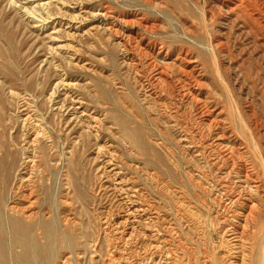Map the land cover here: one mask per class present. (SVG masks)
Returning a JSON list of instances; mask_svg holds the SVG:
<instances>
[{
    "label": "rangeland",
    "instance_id": "374dc122",
    "mask_svg": "<svg viewBox=\"0 0 264 264\" xmlns=\"http://www.w3.org/2000/svg\"><path fill=\"white\" fill-rule=\"evenodd\" d=\"M252 1L256 22L232 0H0V157L16 161L11 195L34 193L26 217L52 224L51 264H231L225 231L249 192L218 160V133L262 184L245 236L257 255L264 0ZM179 51L201 89L149 93V61Z\"/></svg>",
    "mask_w": 264,
    "mask_h": 264
},
{
    "label": "bare ground",
    "instance_id": "6f19581e",
    "mask_svg": "<svg viewBox=\"0 0 264 264\" xmlns=\"http://www.w3.org/2000/svg\"><path fill=\"white\" fill-rule=\"evenodd\" d=\"M252 2H253L252 0H232V3L230 4L231 6L229 8H231V10H232V6H233V12L238 11V14H237L238 17L243 16L245 19L251 18V20L253 22H256L259 20L255 19V17H253V13L251 11ZM258 2H259V0H258ZM261 2L263 3V1H261ZM259 5H260V3H259ZM260 6H262V5H260ZM257 16L264 23V15L258 14ZM251 28L253 29V28H255V26L254 27L251 26ZM193 29H194V27H193ZM259 30H262V32H263L264 27H262L260 25ZM261 38L264 39V37H261ZM177 53H178V51H177ZM179 53H180V51H179ZM181 55H182L181 53L179 55H176L177 61L175 60L176 61L175 63H173V64H167L166 63L167 65L165 64L166 66H163V67L159 66L154 61L153 62L149 61L150 63L148 62L149 63L148 65H152V67L150 66L151 70L149 69V72L152 71V78H151V81L148 80L149 82L147 83L148 85L146 86V89H148L149 93L150 92L151 93H158L159 96H160V94L165 95L166 92L168 94V93H170V91L174 90L176 86H178L179 92H181L183 95L184 94L185 95H191V98H192V95L196 92L195 90L201 89L203 84L200 81H198V79L194 78L193 74L191 72H188V70H187V68H189V64L194 63L191 60V59H193L192 55L189 52L184 54L183 56H181ZM144 56H146V55H144ZM195 57H197V56H195ZM149 59H151V58H149ZM198 63H200V62H197V64ZM195 66H197V65H195ZM197 70H198V68H197ZM194 75H196V74H194ZM174 85H175V87H174ZM149 96H151V95H149ZM193 100H194V98H193ZM196 100H198V99H196ZM205 101H209V100L205 99ZM201 106H202V104H201ZM213 109H214V106H213ZM208 111H210V110H208ZM219 111H220V109L218 110V112ZM210 115L211 114L208 113V116H210ZM202 119L204 120V117ZM205 119H206V117H205ZM211 119H210V121H211ZM210 129H211L210 131H213V130L221 129V128H218L217 124L214 126L211 124ZM221 131H222V129H221ZM229 139H230V137H229ZM215 140L218 141V143L213 144V146L215 148L214 150L217 152L216 155H220L221 158L222 157L224 158V159L218 158V160L221 162H224L226 164V166H230V163H231V168H229L230 171H229V174H227V175L231 176L234 174V177L236 176V178H237L236 183H239L241 186L244 187V190L246 189V191L248 190V192H249L247 195L242 194L243 192L241 193L242 194L241 196H239V194H238L239 197L235 201H233L231 199V201H233V204L235 206H237L239 208V210H237V212H235V214L233 212V215H232L233 220L229 221L230 224H228L227 229L225 228L226 231L224 230L225 233L229 237L228 238V241H229L228 244L229 245L227 247H228V253L231 256L230 258L232 261V262L230 261V263L231 264H252V263L253 264H264V245H263L264 242L259 247L258 253L255 257L253 256L252 258H250L248 260L247 259L248 254L246 255V253H245L246 252L245 250L247 248L246 247L247 246L246 245L247 238H245V236L247 237L248 232L249 231L251 232L252 225H253V218H254L253 212H252V210L254 208L253 207L254 204L252 205L253 208H251L248 206L249 205L248 203H250L252 200H254L255 195L258 196L260 191H262V190H260L262 187L261 186L262 184L260 185V182H259L260 178H258V180H259L258 181L254 177L255 172L253 173L251 171L252 169L251 170L248 169L247 163L243 162V160L242 161H234L233 159H231V158H233L232 155L235 153L236 148L234 149L233 146L225 144L226 141H225V143L223 142L224 134H222V133L216 134ZM239 143H241V142H239ZM229 144H232V143H229ZM237 146L240 149V146L239 145H237ZM4 151H6V150L4 149ZM239 154H240V151H239ZM242 154H241V156H242ZM7 157H8L7 159L4 156H3V158L0 157L1 158L0 159V264H51V262H52L51 259L54 258L53 257V255H54L53 251L54 250L52 251V247H53V244L56 243L55 242L56 237L55 238L53 237V235H55V233L52 234V231H51L52 224L50 223L49 220H47L45 218L40 217L38 219L33 220L32 217H29V215L26 217V214L30 213L31 209L34 206V204H33L34 202H32V199L34 197L33 196L34 193L31 192L32 190L27 188L29 185L24 187V190L20 195L18 194V196H17V193H15L14 195H11V183H12L13 178H14V173L17 170V165H16V161L14 159V155L8 150H7ZM25 168H26V166L23 169H25ZM243 168H244V171H243ZM235 181H236V179H235ZM223 185L224 184H222V187H223ZM229 191H230V189H229ZM246 191H244V192H246ZM260 198H262V197L260 196ZM11 199H12V202L16 203L17 205L18 204L23 205V203L27 204L26 207H22V209H21L23 211L22 214H19V215L15 214L14 210H13L14 208L10 207L7 209V204L9 203V201ZM17 205H16V207H17ZM228 205H229V203H228ZM16 207H15V209H16ZM224 209L226 211L229 210L227 207H225ZM230 212H232V211H230ZM37 226H40L39 229H41L43 231V233L46 234L45 236H46L47 241L45 244H41L38 235L35 234L34 230H35V228H37ZM37 232H38V230H37ZM39 234H41V233H39ZM244 239H246V240H244ZM70 241L72 242L73 240H70ZM161 243H166V242L163 241ZM16 248L20 249V251L17 252ZM248 251H249V249H248ZM167 261L164 262V264H171L170 260H169V262H167Z\"/></svg>",
    "mask_w": 264,
    "mask_h": 264
}]
</instances>
